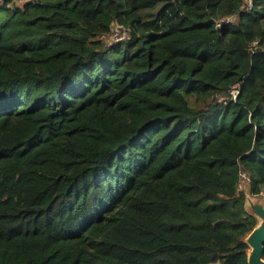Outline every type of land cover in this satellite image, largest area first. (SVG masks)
Returning <instances> with one entry per match:
<instances>
[{
  "label": "trees",
  "instance_id": "trees-1",
  "mask_svg": "<svg viewBox=\"0 0 264 264\" xmlns=\"http://www.w3.org/2000/svg\"><path fill=\"white\" fill-rule=\"evenodd\" d=\"M251 3L0 0V264H249L259 220L239 185L264 194ZM116 25L129 38L108 44Z\"/></svg>",
  "mask_w": 264,
  "mask_h": 264
},
{
  "label": "rangeland",
  "instance_id": "rangeland-1",
  "mask_svg": "<svg viewBox=\"0 0 264 264\" xmlns=\"http://www.w3.org/2000/svg\"><path fill=\"white\" fill-rule=\"evenodd\" d=\"M26 1H19V5H24ZM249 3L251 4V0H249ZM108 44H114L117 41L116 36H114V32L112 33L111 36L107 37L104 39ZM241 191H244L246 196H247V208L249 211L254 213L258 220H259V225L258 227H261L264 223V217L261 215L264 213V194L262 196H253L249 192V181L245 180L242 183V189Z\"/></svg>",
  "mask_w": 264,
  "mask_h": 264
},
{
  "label": "water",
  "instance_id": "water-1",
  "mask_svg": "<svg viewBox=\"0 0 264 264\" xmlns=\"http://www.w3.org/2000/svg\"><path fill=\"white\" fill-rule=\"evenodd\" d=\"M261 215L264 217V213ZM248 243L251 248L249 264H264V223L249 235Z\"/></svg>",
  "mask_w": 264,
  "mask_h": 264
},
{
  "label": "built area",
  "instance_id": "built-area-1",
  "mask_svg": "<svg viewBox=\"0 0 264 264\" xmlns=\"http://www.w3.org/2000/svg\"><path fill=\"white\" fill-rule=\"evenodd\" d=\"M17 1L19 2V1H27V0H17ZM250 6H252V3L250 4ZM231 21H233L232 18H226L225 20L218 22L217 26L221 27L224 23H229ZM113 32H114V36H116V38H117V41H120V40H126L129 38V34L131 32V29H130V27L126 28V27H123L120 25H116L113 28ZM230 94L233 96L234 99H236L237 95L239 94V87L235 86L230 91ZM241 189H242V184L239 185V190H241Z\"/></svg>",
  "mask_w": 264,
  "mask_h": 264
}]
</instances>
